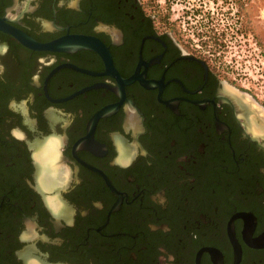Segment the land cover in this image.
<instances>
[{"label":"flooded vegetation","instance_id":"obj_1","mask_svg":"<svg viewBox=\"0 0 264 264\" xmlns=\"http://www.w3.org/2000/svg\"><path fill=\"white\" fill-rule=\"evenodd\" d=\"M0 17L106 51L0 30V264H264V102L206 41L147 0Z\"/></svg>","mask_w":264,"mask_h":264},{"label":"rangeland","instance_id":"obj_2","mask_svg":"<svg viewBox=\"0 0 264 264\" xmlns=\"http://www.w3.org/2000/svg\"><path fill=\"white\" fill-rule=\"evenodd\" d=\"M200 1L147 0L160 17L169 13L177 30L193 44L206 41L205 49L220 57L227 70L238 73L240 82L264 102V0H214V4L204 0L206 5ZM207 13L212 20L205 19ZM244 32L248 34L242 36Z\"/></svg>","mask_w":264,"mask_h":264},{"label":"water","instance_id":"obj_3","mask_svg":"<svg viewBox=\"0 0 264 264\" xmlns=\"http://www.w3.org/2000/svg\"><path fill=\"white\" fill-rule=\"evenodd\" d=\"M0 30L11 33L22 44L34 49L70 51L78 48H90L100 53L106 52L104 45L98 39L84 35H69L50 42H38L25 32L10 25L4 17H0Z\"/></svg>","mask_w":264,"mask_h":264},{"label":"clouds","instance_id":"obj_4","mask_svg":"<svg viewBox=\"0 0 264 264\" xmlns=\"http://www.w3.org/2000/svg\"><path fill=\"white\" fill-rule=\"evenodd\" d=\"M6 47H0V52H6ZM3 71V66L2 65H0V72H2Z\"/></svg>","mask_w":264,"mask_h":264}]
</instances>
